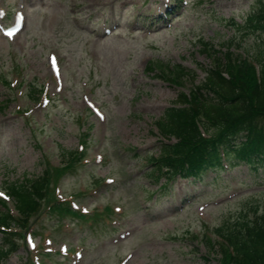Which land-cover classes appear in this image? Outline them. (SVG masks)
Returning <instances> with one entry per match:
<instances>
[{
	"label": "rangeland",
	"instance_id": "374dc122",
	"mask_svg": "<svg viewBox=\"0 0 264 264\" xmlns=\"http://www.w3.org/2000/svg\"><path fill=\"white\" fill-rule=\"evenodd\" d=\"M262 3L0 0V198L6 184L62 169L65 153L81 156L49 179L57 200L78 216L50 213L49 196L25 239L14 236L18 251L3 264L221 258L216 230L264 213L263 168L255 174L242 164L198 180L178 177L162 188L167 179L152 176L149 158L165 141L156 121L181 92L204 82V69L217 57L225 63L222 53L231 47L235 55L264 60V32L249 19ZM178 65L196 79L173 84ZM34 90L39 94L31 98ZM205 125L213 135L215 128Z\"/></svg>",
	"mask_w": 264,
	"mask_h": 264
},
{
	"label": "trees",
	"instance_id": "16d2710c",
	"mask_svg": "<svg viewBox=\"0 0 264 264\" xmlns=\"http://www.w3.org/2000/svg\"><path fill=\"white\" fill-rule=\"evenodd\" d=\"M249 19L252 29L264 32V3ZM229 49L222 53L227 61L223 63V58L217 57L212 68L204 69V82L189 93L181 92L155 123L165 141L160 142L159 155L150 157L149 163L153 167L152 176L157 180L167 179L162 188L178 177L196 180L209 171L222 170L224 160L230 168L247 164L255 174L259 168L264 171V60L257 59L256 64ZM214 53L220 52L214 50ZM147 71L152 69L147 67ZM173 73L171 82L176 85L181 84V79H196L195 71L181 65L175 66ZM35 91L31 98L39 94ZM206 123L215 128L213 135L206 133ZM71 158L74 161L70 163ZM80 158L76 151L65 153L62 169L52 172L61 176ZM52 172L46 168L40 177L6 184V194L15 204L17 214L14 215L8 202L0 198V232L5 238L0 247V264L18 251L14 236L25 239L23 231L29 229L30 218L40 211L49 196L54 200L46 208L50 213L59 219L78 216L69 204L57 200L55 192L50 191ZM216 232L222 255L216 259L206 258L207 264H264V213L251 220L237 219Z\"/></svg>",
	"mask_w": 264,
	"mask_h": 264
}]
</instances>
